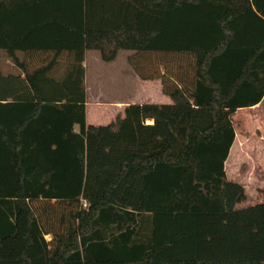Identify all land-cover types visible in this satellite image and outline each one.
I'll list each match as a JSON object with an SVG mask.
<instances>
[{
	"label": "trees",
	"instance_id": "16d2710c",
	"mask_svg": "<svg viewBox=\"0 0 264 264\" xmlns=\"http://www.w3.org/2000/svg\"><path fill=\"white\" fill-rule=\"evenodd\" d=\"M121 49L171 102L89 124L86 52ZM0 54V264H264V201L226 171L264 0H0Z\"/></svg>",
	"mask_w": 264,
	"mask_h": 264
},
{
	"label": "rangeland",
	"instance_id": "374dc122",
	"mask_svg": "<svg viewBox=\"0 0 264 264\" xmlns=\"http://www.w3.org/2000/svg\"><path fill=\"white\" fill-rule=\"evenodd\" d=\"M132 51L121 49L113 62L106 63L101 60L98 50H88L86 66L90 101L98 97L102 101L122 100L128 104L154 102L158 97L155 83L146 86L145 81L128 67L127 55ZM2 59L3 70L12 71V63L4 57ZM96 109L89 106L90 116L97 114ZM233 119L236 142L226 165L227 179L243 183L247 199L239 205L247 206L264 201V100L258 107L237 110Z\"/></svg>",
	"mask_w": 264,
	"mask_h": 264
},
{
	"label": "crops",
	"instance_id": "0c3cea01",
	"mask_svg": "<svg viewBox=\"0 0 264 264\" xmlns=\"http://www.w3.org/2000/svg\"><path fill=\"white\" fill-rule=\"evenodd\" d=\"M87 52H88V50H87ZM87 52H86V59H85V62H84L85 67H86V90H87V66H86V61H87V58H88V53ZM11 65L13 66V64H11ZM128 67H130V66H128ZM12 71H15V68ZM144 81H145L144 83L146 84V86H149L150 85L149 83H155V85L157 87L158 97L156 99H154V103H170L171 102L170 97L165 95L163 93V91H162L161 80L154 79V80H144ZM96 97H97V95H96ZM150 99L148 101H150ZM262 101L259 104L255 105L253 107H250V108L258 107L262 103ZM139 103H145V102H139ZM126 105H128V103H124V101H122V100L102 101V99L98 98V97L94 101L93 100L90 101L88 90H87V102H86L87 122L89 124H93V125L108 124L118 114H123L124 113V109H125ZM89 106H93V107H96L98 109V110L96 109L97 110V114L96 115L90 116L91 114L89 113ZM235 142H236V140H235ZM235 142H234L231 150L233 149V147L235 145ZM231 150H230V153H231ZM229 156H230V154H229ZM227 161H228V159H227ZM226 165H227V162H226ZM226 171H227V166H226ZM227 174H228V171H227ZM239 183L243 184L242 182H239ZM238 206H242V205H238Z\"/></svg>",
	"mask_w": 264,
	"mask_h": 264
}]
</instances>
